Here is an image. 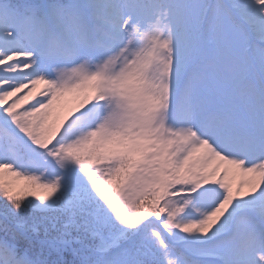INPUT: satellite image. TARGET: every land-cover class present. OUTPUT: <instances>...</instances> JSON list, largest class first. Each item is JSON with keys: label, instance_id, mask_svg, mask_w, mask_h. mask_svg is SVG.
<instances>
[{"label": "snow or ice", "instance_id": "snow-or-ice-1", "mask_svg": "<svg viewBox=\"0 0 264 264\" xmlns=\"http://www.w3.org/2000/svg\"><path fill=\"white\" fill-rule=\"evenodd\" d=\"M0 264H264V0H0Z\"/></svg>", "mask_w": 264, "mask_h": 264}]
</instances>
